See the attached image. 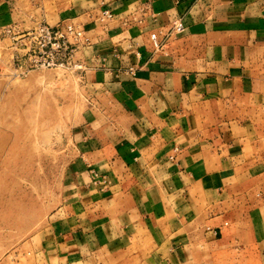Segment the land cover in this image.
I'll list each match as a JSON object with an SVG mask.
<instances>
[{
  "label": "crops",
  "instance_id": "1",
  "mask_svg": "<svg viewBox=\"0 0 264 264\" xmlns=\"http://www.w3.org/2000/svg\"><path fill=\"white\" fill-rule=\"evenodd\" d=\"M33 1L35 17L86 30L76 57L100 92L23 264H264V0ZM29 4L0 0V20ZM177 20L185 31L153 51L150 34Z\"/></svg>",
  "mask_w": 264,
  "mask_h": 264
},
{
  "label": "rangeland",
  "instance_id": "2",
  "mask_svg": "<svg viewBox=\"0 0 264 264\" xmlns=\"http://www.w3.org/2000/svg\"><path fill=\"white\" fill-rule=\"evenodd\" d=\"M29 2L28 19L16 13L10 24L0 20V264H23L54 206L66 198L63 189L71 182L67 172L71 170L73 130L99 102L95 93L100 89L87 82L90 73L82 74L85 68L26 70L20 35L36 22H45L35 17L36 3ZM145 5L122 23L141 24L145 18L139 9ZM46 22L55 21L49 15ZM8 26L16 29V40L5 32ZM109 261L113 264L114 260L102 259L104 264Z\"/></svg>",
  "mask_w": 264,
  "mask_h": 264
},
{
  "label": "built area",
  "instance_id": "3",
  "mask_svg": "<svg viewBox=\"0 0 264 264\" xmlns=\"http://www.w3.org/2000/svg\"><path fill=\"white\" fill-rule=\"evenodd\" d=\"M150 10L148 5L140 7L141 15ZM114 14L109 9H102L97 19L104 23L106 20L112 19ZM139 20V19H138ZM14 27L8 26L5 28L7 34L13 35L16 31ZM185 31L184 24L180 21H174L171 28L168 29L161 37L159 33L153 32L150 34V41L153 51H161L165 48L166 40L175 34H180ZM20 45H24L25 68L27 71L34 68H64L78 71L83 69V64L78 60L76 54L81 46L91 45V39L87 35L86 30L72 22L58 23L55 25L46 22H36L20 35ZM17 61L19 59L17 58ZM123 73L135 74V67L129 66ZM174 152L178 148L173 149ZM174 159L175 156H169ZM109 180L103 175H98L93 172L92 184L100 188L106 187ZM209 229V228H207Z\"/></svg>",
  "mask_w": 264,
  "mask_h": 264
}]
</instances>
